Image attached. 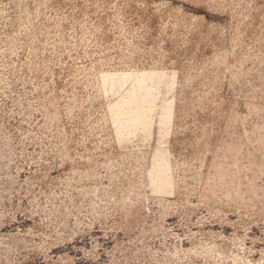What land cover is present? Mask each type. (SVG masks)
<instances>
[{"label": "rangeland", "instance_id": "1", "mask_svg": "<svg viewBox=\"0 0 264 264\" xmlns=\"http://www.w3.org/2000/svg\"><path fill=\"white\" fill-rule=\"evenodd\" d=\"M0 264H264V0H0Z\"/></svg>", "mask_w": 264, "mask_h": 264}]
</instances>
